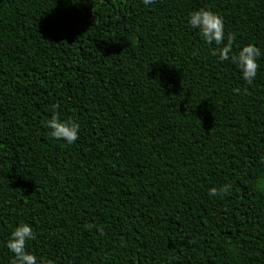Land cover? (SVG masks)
Masks as SVG:
<instances>
[{
    "label": "trees",
    "instance_id": "trees-1",
    "mask_svg": "<svg viewBox=\"0 0 264 264\" xmlns=\"http://www.w3.org/2000/svg\"><path fill=\"white\" fill-rule=\"evenodd\" d=\"M199 9L264 52V0H0V264L20 222L38 264H264V56L247 83Z\"/></svg>",
    "mask_w": 264,
    "mask_h": 264
},
{
    "label": "clouds",
    "instance_id": "clouds-1",
    "mask_svg": "<svg viewBox=\"0 0 264 264\" xmlns=\"http://www.w3.org/2000/svg\"><path fill=\"white\" fill-rule=\"evenodd\" d=\"M154 3V0H143V4L147 7ZM187 24L196 30L202 41L208 46L215 45L212 49L217 55L220 62L230 61L237 68L242 79L251 84L257 76L258 59L264 56V52L253 44H248L240 47L238 50H233L234 36L226 37L224 30V21L218 14L207 10L199 9L189 14ZM46 127L49 129L50 136L59 141L66 142L71 145L79 138L80 124L76 120H62L58 115L54 114L46 122ZM261 163H264L262 158ZM232 185L225 183L224 185L212 187L208 190L210 198L224 197L230 195ZM93 226L88 225L91 229ZM36 238V233L32 225L26 222H20L5 242V247L13 254L12 264H38L37 257L29 252L26 244ZM39 264H44L40 261ZM47 264H52L51 261Z\"/></svg>",
    "mask_w": 264,
    "mask_h": 264
}]
</instances>
